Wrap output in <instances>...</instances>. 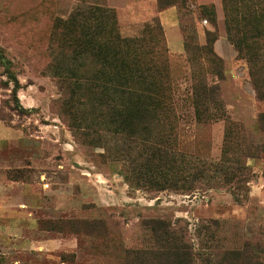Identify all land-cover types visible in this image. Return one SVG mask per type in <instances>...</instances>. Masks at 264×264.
Segmentation results:
<instances>
[{"label":"rangeland","instance_id":"obj_1","mask_svg":"<svg viewBox=\"0 0 264 264\" xmlns=\"http://www.w3.org/2000/svg\"><path fill=\"white\" fill-rule=\"evenodd\" d=\"M79 4L113 9L123 37L146 36L145 26L159 21L178 118L173 130L178 156L218 162L240 160L242 151L254 155L247 160L252 177L246 200L235 201L226 188L190 195L133 188L117 154L74 138L53 105L64 92L54 67L68 43L61 39V23ZM201 5L213 6L214 22L202 17ZM206 31L217 35L213 48L224 62V78L208 79L219 87L227 120L195 118L191 64L175 46L192 34L204 44ZM11 77L18 81L25 111L11 96ZM262 113L264 100L257 98L245 63L227 39L223 0H0V120L13 130L9 135L11 130L3 128L5 140H0V202L11 209L9 214L0 209V228L6 232L0 236V264H123L125 249L151 244L142 226L151 217L189 223L202 256L197 264H264V251L256 247L264 242V127L257 120ZM14 217L18 220L11 223ZM99 218L106 222L102 231L87 235L88 223ZM209 234L212 240L206 241ZM24 239L48 240L50 250H23ZM247 248L246 261L223 258L226 251ZM73 252L74 260L60 263V256Z\"/></svg>","mask_w":264,"mask_h":264},{"label":"trees","instance_id":"obj_2","mask_svg":"<svg viewBox=\"0 0 264 264\" xmlns=\"http://www.w3.org/2000/svg\"><path fill=\"white\" fill-rule=\"evenodd\" d=\"M223 10L227 39L237 59L245 63L257 98L264 100V0H223ZM199 12L215 21L212 5H201ZM61 26V39L68 38V43L54 71L58 87L64 92L53 105L59 108L61 119L73 130L75 139L117 154V159L124 162V178L133 188L170 190L182 195L226 188L235 201L247 199L252 177L247 160L254 155L242 151L240 160L224 157L218 162L194 155L178 156L173 131L178 118L158 20L145 26L146 36L123 37L113 9L79 4ZM217 38L214 32L206 31L204 44L199 45L193 34L183 39L192 68L190 98L198 121L227 120L219 87L208 79L224 78V62L213 48ZM11 79V96L25 111L19 104L18 81ZM263 117L264 113L257 117L262 127ZM88 224L90 235L101 232L106 222L99 218ZM142 226L149 231L151 244L125 249L123 264H197L202 257L189 236L187 221L151 217L144 219ZM208 236L206 241L212 240V235ZM256 247L264 251V242L262 245L259 241ZM246 252L248 248L242 253L226 251L222 255L241 256L246 261ZM222 255L214 256L221 261ZM75 258L73 252L60 256L59 261Z\"/></svg>","mask_w":264,"mask_h":264},{"label":"crops","instance_id":"obj_3","mask_svg":"<svg viewBox=\"0 0 264 264\" xmlns=\"http://www.w3.org/2000/svg\"><path fill=\"white\" fill-rule=\"evenodd\" d=\"M161 19H163V13L161 14ZM172 34H176V32L175 31H173L172 32ZM177 40H179V41H181L179 38H177ZM176 49H177V52H180V51H182V50H184L183 49V42L181 41V45H177V43H176ZM182 48V49H181ZM22 106V105H21ZM23 107V106H22ZM25 110H26V108L25 107H23ZM3 128H5V129H7L4 125H3V123H2V121L0 120V140H5V138L3 139V137H2V135H3ZM7 130H11V129H7ZM11 132L13 133V130H11L10 131V133H9V135H11ZM8 184V183H7ZM14 185H17V183L16 182H9V187H11V186H14ZM2 189H3V185L2 184H0V192L2 191ZM9 206L8 205H6V204H4V203H1L0 202V209L1 208H4V212L6 213V214H9V210H11V209H9L8 208ZM10 216V215H9ZM17 218H13V221H11V223H14V222H17ZM6 232H2V229L0 228V236H2V235H4ZM14 235H16V234H14ZM21 246L23 245V250L24 249H26V248H29V249H34V250H39V251H42V250H46V251H48V250H50L49 249V245L51 244L48 240H46V241H43V240H41V241H33V240H30V239H24L23 240V242H21V243H19ZM15 245H17L18 246V244H15ZM17 246H15V247H17ZM14 247V246H13Z\"/></svg>","mask_w":264,"mask_h":264}]
</instances>
